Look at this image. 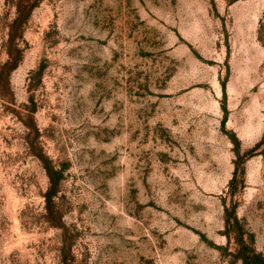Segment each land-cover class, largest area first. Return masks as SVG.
<instances>
[{
	"label": "rangeland",
	"instance_id": "obj_1",
	"mask_svg": "<svg viewBox=\"0 0 264 264\" xmlns=\"http://www.w3.org/2000/svg\"><path fill=\"white\" fill-rule=\"evenodd\" d=\"M264 261V0H0V264Z\"/></svg>",
	"mask_w": 264,
	"mask_h": 264
},
{
	"label": "trees",
	"instance_id": "obj_2",
	"mask_svg": "<svg viewBox=\"0 0 264 264\" xmlns=\"http://www.w3.org/2000/svg\"><path fill=\"white\" fill-rule=\"evenodd\" d=\"M244 264H264V261L257 255L244 258Z\"/></svg>",
	"mask_w": 264,
	"mask_h": 264
}]
</instances>
